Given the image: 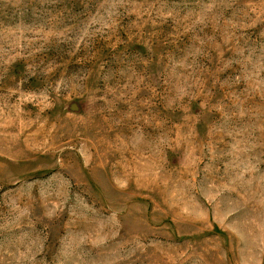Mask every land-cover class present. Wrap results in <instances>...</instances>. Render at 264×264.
I'll return each instance as SVG.
<instances>
[{
  "label": "rangeland",
  "instance_id": "obj_1",
  "mask_svg": "<svg viewBox=\"0 0 264 264\" xmlns=\"http://www.w3.org/2000/svg\"><path fill=\"white\" fill-rule=\"evenodd\" d=\"M0 264H264V0H0Z\"/></svg>",
  "mask_w": 264,
  "mask_h": 264
}]
</instances>
